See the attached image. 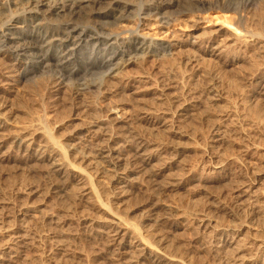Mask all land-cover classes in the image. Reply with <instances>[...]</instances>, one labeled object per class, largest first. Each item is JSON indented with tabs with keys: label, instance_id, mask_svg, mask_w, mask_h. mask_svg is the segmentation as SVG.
<instances>
[{
	"label": "rangeland",
	"instance_id": "374dc122",
	"mask_svg": "<svg viewBox=\"0 0 264 264\" xmlns=\"http://www.w3.org/2000/svg\"><path fill=\"white\" fill-rule=\"evenodd\" d=\"M181 10L139 30L172 54L115 78L16 82L0 56V264H264V37L222 24L264 35V0Z\"/></svg>",
	"mask_w": 264,
	"mask_h": 264
},
{
	"label": "bare ground",
	"instance_id": "6f19581e",
	"mask_svg": "<svg viewBox=\"0 0 264 264\" xmlns=\"http://www.w3.org/2000/svg\"><path fill=\"white\" fill-rule=\"evenodd\" d=\"M239 1L241 0H0V56L9 59L16 67V82L32 80L37 74L50 69L58 70L57 83L60 86L66 81H82L83 75L90 73L99 72L104 79L115 78L118 71L135 59L158 60L172 54L171 44L159 43L154 38L147 39L140 34L139 30L146 27L147 23L167 28L177 22L175 11L177 14L187 15L182 12V8L207 14L218 9L228 12ZM222 18L223 26L232 28V33L239 39L240 35H244L246 39L264 37L260 32L244 30L241 25H234L227 17ZM124 22L134 23L135 29L120 33L109 31L108 27H117ZM79 61L83 64L81 68H70ZM103 83L104 81L99 86L86 85L79 94L80 85L83 84L80 82L77 95L100 91ZM93 133L97 132L90 134ZM95 138L97 142H93L94 156L115 171L122 168L125 159L122 156L115 157L116 150L103 145L107 141L93 137ZM141 152L142 150L135 152L132 159L139 161L143 156ZM245 193L247 192L242 190L238 197L244 198Z\"/></svg>",
	"mask_w": 264,
	"mask_h": 264
}]
</instances>
